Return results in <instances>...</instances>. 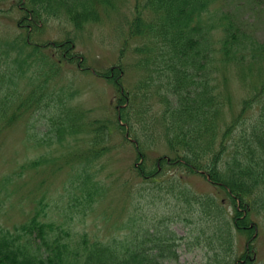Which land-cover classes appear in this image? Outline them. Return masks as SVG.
<instances>
[{
	"label": "trees",
	"instance_id": "16d2710c",
	"mask_svg": "<svg viewBox=\"0 0 264 264\" xmlns=\"http://www.w3.org/2000/svg\"><path fill=\"white\" fill-rule=\"evenodd\" d=\"M119 2L17 0L14 4L23 14L21 31L10 39L0 38V131L27 117L30 128L36 124L33 119L48 114L52 136L29 133L33 146L40 150L54 143L64 145L71 137L68 147L74 149L58 156L47 151L21 167L32 171L56 167V172L72 165L73 169L64 186L65 205L60 209L53 204L59 208L54 215L49 213L50 204L35 199L24 221L9 227L0 223V264H170L179 259L178 237L164 221L131 216L126 228L121 227L126 232L110 239L74 227L93 216L108 194V184L94 170L101 167L94 166L106 151L113 122L109 117L91 119L90 111L72 104L73 92L60 83L65 61L89 70L75 51V35L42 45L33 41L32 34L42 22L56 18L80 32ZM227 2L134 0L122 53L138 55L129 67L131 72L140 71V78L133 85L123 79L124 57L96 75L114 87L115 124L134 138L138 160H146L157 141L169 147L171 155L161 156L153 167L145 162L132 167L135 176L153 180L159 166L179 164L189 174L200 172L209 178L231 200L234 212L229 217L216 198L198 200L189 188L176 192L167 186L184 200L190 216L202 219L207 241L219 246H213L215 254L206 264H256L250 247L258 226L252 217L264 214V41L257 36L264 23V0H242L232 9ZM228 69L246 91L238 111L223 87L229 82ZM80 134L87 141L80 140ZM8 180L13 181L11 176L4 182ZM127 186L122 182V188ZM14 206L10 202L9 209ZM18 207L23 213V205ZM232 228L247 234L251 242L236 262L234 256L228 259L237 247Z\"/></svg>",
	"mask_w": 264,
	"mask_h": 264
},
{
	"label": "rangeland",
	"instance_id": "374dc122",
	"mask_svg": "<svg viewBox=\"0 0 264 264\" xmlns=\"http://www.w3.org/2000/svg\"><path fill=\"white\" fill-rule=\"evenodd\" d=\"M239 1L242 0H228L226 5L232 9ZM15 3L17 0H0V38L8 37L10 39L21 31L19 21L22 20L23 14L14 6ZM133 4L134 0H125V2L121 0L116 7L111 8L112 11L106 15L102 12L98 20L91 21L80 32L75 31L70 23L56 18L42 22L36 32L32 34L33 41H38L42 45L50 41L61 40L70 33L75 35V51L81 54L89 70H80L78 64L65 61L66 67L64 73H61L60 83L61 85L65 84V87L73 92L72 104L90 111L91 119L105 120L106 117H109L113 122L111 124L113 132L106 136V146L104 147L106 151L102 159H99L94 166L101 167L94 168V170L101 172L100 178H103L108 184V194L99 203L93 216L79 221L75 225L72 221L71 223L77 230L87 229L93 234H99L102 238L110 239L118 233L126 232L125 229L121 231V227L126 228L131 216H135V218L148 217L158 222L164 221L168 230L176 233L179 242V259L169 263L206 264L215 254L213 246H219L214 245L213 240L212 242L208 240L212 246L210 245L204 231V222L201 218L198 219L199 216H190L187 210L188 206L184 200L175 197V191L180 192L189 188L192 195L196 196L198 200L214 197L218 202L223 203L229 217L234 212L231 200L223 192L224 190L216 188L209 178L200 172L189 174L179 164L170 163L159 166V172H156L152 177L154 181H144L141 177L135 176L132 167H141L144 162L146 167H153L161 156L171 155L169 147L164 141H157L155 145L151 143L146 160H138L135 144H133L134 138H130L128 133L119 130L115 124L118 112L115 105L118 96L115 94L114 87L112 83H108L96 75L98 70L106 72L124 57L122 45L128 32V18L133 17L131 12ZM257 36L264 41V23L260 25ZM137 57V54H132L122 59L124 67H121L126 71L123 79L130 85L135 84L140 78L141 72L138 73L134 70L131 72L129 67L132 62L131 58ZM226 72L227 75L229 74V82L224 83L223 87L227 88L234 108L238 111L240 101L246 96V91L232 69H228ZM230 110L229 108L227 117L231 115ZM47 117L48 114L44 113L42 117L33 119L36 124L30 128L29 117H27L13 127L0 131V223L6 227L24 221L26 218L24 215L27 210L32 208L35 199H43L42 202L50 204L49 213L51 215L55 213L53 210L62 209V206L65 205L62 198L65 197L67 191L64 192V186L73 169L72 165L61 167L56 172H54L56 167L45 166L37 171L21 167L23 163L30 162L47 151H53L58 156L74 149L71 146L68 147L71 145L70 141L73 142L71 137L64 145L54 143L51 147L40 148V150L39 147L33 146L29 139V133H36L42 138L52 136L49 133L50 122ZM135 130L136 124L132 131ZM79 139L87 141L81 134ZM108 145L112 146L111 150ZM9 176L13 179L11 184H9V180L4 182ZM124 181L128 182V186L122 188ZM169 185H172L175 191L169 192L167 188ZM31 195L33 199L29 201ZM10 202L15 203L11 210L9 209ZM19 203L24 207L23 213L18 207ZM55 218L61 220L57 214ZM252 218L258 226L252 234V247L250 248L254 251L256 264H264V214L262 212L259 215L254 214ZM193 219H197L199 222L197 223ZM225 222L227 223V220ZM232 237L233 241L237 243L236 253L232 254L231 252L228 259L232 260L234 256L236 262L251 242H248L247 234L238 232L236 228H232Z\"/></svg>",
	"mask_w": 264,
	"mask_h": 264
}]
</instances>
